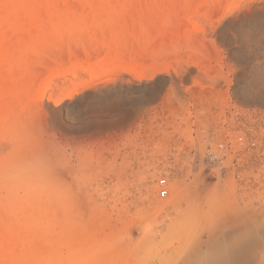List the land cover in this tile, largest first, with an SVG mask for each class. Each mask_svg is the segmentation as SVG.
<instances>
[{"label":"rangeland","instance_id":"rangeland-1","mask_svg":"<svg viewBox=\"0 0 264 264\" xmlns=\"http://www.w3.org/2000/svg\"><path fill=\"white\" fill-rule=\"evenodd\" d=\"M66 1L63 8L83 17L81 3ZM78 26L32 28L48 40L18 45V55L28 50L25 62L0 90V264H192L184 260L203 248L200 238L262 220L264 131L256 129L259 153L246 155L261 182L245 186V154L231 147L242 129L251 135L243 111L256 109L240 104L237 111L235 80H214L244 70L230 54L240 42L204 41L199 31L178 47L145 26L154 49L139 62L164 60L169 70L137 77L110 68L117 47L106 33L89 40L91 28ZM156 76L169 78L156 100L140 106L137 93L125 92Z\"/></svg>","mask_w":264,"mask_h":264},{"label":"bare ground","instance_id":"bare-ground-1","mask_svg":"<svg viewBox=\"0 0 264 264\" xmlns=\"http://www.w3.org/2000/svg\"><path fill=\"white\" fill-rule=\"evenodd\" d=\"M64 1L66 0H0V90L7 83L6 76L15 73L25 62L24 59L28 50L23 48L25 52L21 51L22 53L18 55L16 48H19L20 43L26 46L27 43L31 44L28 37H32V40L36 41L37 44L40 41L48 40V36H45L46 34L41 35L39 32H36L34 35L29 34L32 28L42 27L45 29L46 25L78 26L81 24L83 28H91L92 30L93 35L91 32L89 40H94L98 34L106 33L104 35L108 38V44L112 42L117 47L116 50L113 49V54L110 53L108 55L109 62L107 61L108 59L106 60L109 64L111 63L110 68L118 67L133 73L137 77L144 76L150 69L153 70V75L169 70L168 62L164 60L161 62H155L154 60L153 63L147 66L139 62L141 60H138L139 54L147 55L149 51L154 49V47H150L151 45H147V41L151 37L146 31L147 29L144 28L145 26H149V28L154 29V32L160 33L163 40L167 43L172 41L178 47L181 42V45H183L187 39H191L199 31L202 32L204 41L208 38L207 41L212 43L218 42L231 46L233 40H237L240 42V46H231L230 54L243 65L244 70L234 74V79H229L230 77L228 78L227 74L226 76L222 74L223 72L219 76L216 75L217 77L215 76L216 78L213 79L218 85L223 79L229 86L235 80L234 88H232L234 89L236 98L235 109L237 111L242 109L240 104L252 106L256 110L258 109L253 113L243 111V115H246L244 119L248 121L247 125L251 126L253 130H250L252 133L249 135L246 129L241 128L243 132L238 137L239 141L231 147L233 153L240 148L241 152H244L245 168L247 164L250 168L255 166L254 161L251 162L246 155L252 151L259 153L262 146L261 137L263 136H257L256 133L258 130L260 132L264 131V124H262V120H264V61L261 64L255 65H252L251 62L259 59L261 56L264 57V0H249L240 6L233 5L229 0H226L225 3L221 0H161L159 3L156 0H77L81 3L80 7L83 11L82 13H84L83 17L81 16L82 18L80 16L77 17L79 11L75 8H68L65 5V8H63L61 3ZM65 9H68V11ZM53 12H57L58 14L68 12L69 15L67 13L66 15L69 18H55L56 15H51ZM70 14H75L76 18ZM194 16L202 17L204 21L196 20ZM228 28L237 29L235 36L228 34ZM200 39L202 40V38ZM192 41L194 42L193 38ZM204 41L203 44L205 46L206 43ZM206 45L210 47L208 43ZM161 46L163 47L164 45ZM199 46L203 45L200 44ZM207 47L205 46L204 48ZM138 48H140L139 52L136 50ZM109 50H112V47ZM197 51L196 53H198ZM213 51L211 50V52ZM132 52L135 54L130 55ZM193 60L192 62L196 64L198 57H194ZM217 66L220 68V65ZM158 79L160 80L161 76H156L154 81ZM149 90L152 92H148ZM156 91L157 88L155 89V87L138 89L135 92L137 93V101H149L151 99L150 96L157 94ZM125 92L135 94L131 91L128 92L126 89ZM249 143L253 144L254 150H252L253 148H249ZM219 146L220 148L223 147L221 144ZM231 166H233V163ZM248 167L246 170H243L245 173H242V184L245 186L259 184L261 181L258 179V176L251 175L250 170H248L250 168ZM251 222L254 226H251L250 223H247L246 226L235 224L228 226L226 230L220 233H209L204 239L200 238L198 244L203 248L196 249L195 252L184 260V263L264 264V218L262 220L253 219ZM253 228L261 231V233L252 232Z\"/></svg>","mask_w":264,"mask_h":264},{"label":"water","instance_id":"water-1","mask_svg":"<svg viewBox=\"0 0 264 264\" xmlns=\"http://www.w3.org/2000/svg\"><path fill=\"white\" fill-rule=\"evenodd\" d=\"M167 83H168V78L161 76V79L160 80L159 79L158 80H155V81H153L150 84H143V85H140V86H137V87H129V86H126L124 88H126V90L128 92L131 91V92L135 93L138 89L141 90L143 87H155V89L157 88V91H156L157 94L156 95H153V96H150L151 99L149 100V101H153V100H156L159 97V95L163 92V90L166 87ZM148 92H152V91L149 90ZM136 95H134V99L136 98ZM149 101H146L145 102V100L144 101H141L140 100L139 102H136V103L138 105H140V106H143L144 104L148 103Z\"/></svg>","mask_w":264,"mask_h":264},{"label":"built area","instance_id":"built-area-1","mask_svg":"<svg viewBox=\"0 0 264 264\" xmlns=\"http://www.w3.org/2000/svg\"><path fill=\"white\" fill-rule=\"evenodd\" d=\"M164 185H165L164 181H161V182H160V186L162 187V186H164ZM159 195H160V197H165V196H166V190H161V191L159 192Z\"/></svg>","mask_w":264,"mask_h":264}]
</instances>
